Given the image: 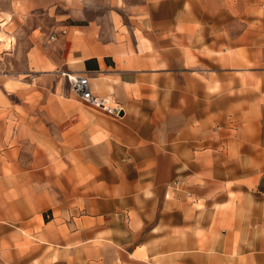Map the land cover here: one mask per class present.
Returning <instances> with one entry per match:
<instances>
[{
    "label": "crops",
    "instance_id": "crops-1",
    "mask_svg": "<svg viewBox=\"0 0 264 264\" xmlns=\"http://www.w3.org/2000/svg\"><path fill=\"white\" fill-rule=\"evenodd\" d=\"M55 30L0 53V264H264V0Z\"/></svg>",
    "mask_w": 264,
    "mask_h": 264
},
{
    "label": "rangeland",
    "instance_id": "rangeland-1",
    "mask_svg": "<svg viewBox=\"0 0 264 264\" xmlns=\"http://www.w3.org/2000/svg\"><path fill=\"white\" fill-rule=\"evenodd\" d=\"M105 6L106 0H0V53L4 49L17 52L21 45L26 47L35 29L53 34L58 27L85 25ZM23 59L21 55L10 56L12 65L6 67L12 68ZM1 64L0 61V72Z\"/></svg>",
    "mask_w": 264,
    "mask_h": 264
},
{
    "label": "built area",
    "instance_id": "built-area-1",
    "mask_svg": "<svg viewBox=\"0 0 264 264\" xmlns=\"http://www.w3.org/2000/svg\"><path fill=\"white\" fill-rule=\"evenodd\" d=\"M63 35L65 32H61ZM53 40L54 37H51ZM67 79V82L71 90L80 96L83 103L91 108L101 110L112 116H118L120 110L118 106L112 105L108 99L98 98L94 96L88 89V80L86 78H79L75 75L63 74Z\"/></svg>",
    "mask_w": 264,
    "mask_h": 264
},
{
    "label": "water",
    "instance_id": "water-1",
    "mask_svg": "<svg viewBox=\"0 0 264 264\" xmlns=\"http://www.w3.org/2000/svg\"><path fill=\"white\" fill-rule=\"evenodd\" d=\"M119 115L122 116V113H120Z\"/></svg>",
    "mask_w": 264,
    "mask_h": 264
}]
</instances>
